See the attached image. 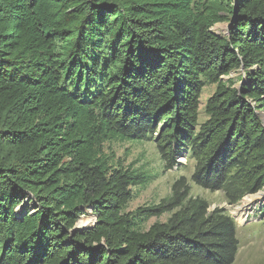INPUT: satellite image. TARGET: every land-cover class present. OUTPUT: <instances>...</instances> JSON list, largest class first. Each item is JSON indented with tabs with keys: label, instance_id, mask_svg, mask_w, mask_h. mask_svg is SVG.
I'll use <instances>...</instances> for the list:
<instances>
[{
	"label": "trees",
	"instance_id": "1",
	"mask_svg": "<svg viewBox=\"0 0 264 264\" xmlns=\"http://www.w3.org/2000/svg\"><path fill=\"white\" fill-rule=\"evenodd\" d=\"M131 140L228 205L264 188V0H0V264H232L234 219L184 177L125 212L150 176L105 144Z\"/></svg>",
	"mask_w": 264,
	"mask_h": 264
},
{
	"label": "rangeland",
	"instance_id": "2",
	"mask_svg": "<svg viewBox=\"0 0 264 264\" xmlns=\"http://www.w3.org/2000/svg\"><path fill=\"white\" fill-rule=\"evenodd\" d=\"M228 24H215L211 31L216 35H225ZM238 73H232L228 78H237ZM216 86L206 84L200 97L198 123H203L207 117L204 107L207 99L215 92ZM106 151H112L119 158L125 160V165L133 168H142L150 176V181L145 187L133 188V199L128 203L125 212H132L138 207L157 204L171 192V185L181 177H184L190 186V195L206 200L209 204V211L214 208H223L236 223V238L238 240V250L232 264H264V189L260 193L252 195L253 203L249 207L244 206L243 198L236 205H228L224 195L220 191L211 192L198 187L191 181L195 163L183 153L179 156L176 165L170 170H165L156 149L155 143L149 140H131L126 142H110L105 144ZM257 196V198H256ZM26 208L33 211L34 204L26 202ZM21 209V207L19 208ZM19 211V210H18ZM238 216V217H237ZM169 214H164L159 218H150L143 225L148 229L155 222H166ZM241 218V220H238ZM86 221L88 226H93L95 217L90 210H86L81 215L77 223Z\"/></svg>",
	"mask_w": 264,
	"mask_h": 264
},
{
	"label": "bare ground",
	"instance_id": "3",
	"mask_svg": "<svg viewBox=\"0 0 264 264\" xmlns=\"http://www.w3.org/2000/svg\"><path fill=\"white\" fill-rule=\"evenodd\" d=\"M260 196H261V197L264 196V193H261ZM256 198H257V196H256ZM252 203H253V198H252V196H248V197H246L245 200H244V206H243V207H249V206L252 205ZM20 211H21V209H20ZM237 217H238V216H237ZM238 220H241V218H238ZM79 224H80V225H85V224H87V223H86V221H82V220H81Z\"/></svg>",
	"mask_w": 264,
	"mask_h": 264
},
{
	"label": "water",
	"instance_id": "4",
	"mask_svg": "<svg viewBox=\"0 0 264 264\" xmlns=\"http://www.w3.org/2000/svg\"><path fill=\"white\" fill-rule=\"evenodd\" d=\"M264 189V188H263ZM260 193V192H258ZM255 195V194H254ZM248 196H252V195H247L246 197ZM96 220V219H95ZM95 223V222H94ZM94 225V224H93ZM90 226H88V224H85V225H80L79 223H76L75 226L73 227L71 233H75L77 231H83L85 229H88Z\"/></svg>",
	"mask_w": 264,
	"mask_h": 264
}]
</instances>
